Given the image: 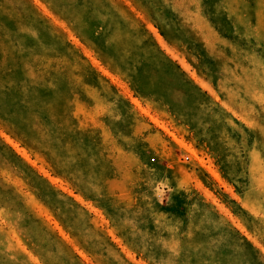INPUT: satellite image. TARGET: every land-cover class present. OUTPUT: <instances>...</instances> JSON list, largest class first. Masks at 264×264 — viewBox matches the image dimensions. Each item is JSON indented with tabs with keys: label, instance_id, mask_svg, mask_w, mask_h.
<instances>
[{
	"label": "rangeland",
	"instance_id": "1",
	"mask_svg": "<svg viewBox=\"0 0 264 264\" xmlns=\"http://www.w3.org/2000/svg\"><path fill=\"white\" fill-rule=\"evenodd\" d=\"M0 264H264V0H0Z\"/></svg>",
	"mask_w": 264,
	"mask_h": 264
},
{
	"label": "crops",
	"instance_id": "2",
	"mask_svg": "<svg viewBox=\"0 0 264 264\" xmlns=\"http://www.w3.org/2000/svg\"><path fill=\"white\" fill-rule=\"evenodd\" d=\"M146 27H148V22ZM149 35L154 40L158 57L154 58L152 56L151 58H148V56H145L146 51L140 46V50H143L145 53L142 58L138 56V58L131 63L129 68L123 71L113 69V72L123 80L131 91L141 100L143 105L151 108L156 113H163L166 117H170L174 110L170 103L164 102L160 99V96L162 95L160 71L162 68H168L170 71H176L178 75H183L186 79L188 78L193 84H195L197 81L192 76V70H195V67L184 51L175 47L166 39L163 44L156 39L153 32ZM137 43H140L141 45V41H137ZM148 60V63L152 65L150 70L140 67L143 62H147ZM139 81L150 82L147 91L140 86ZM157 105L159 108L155 107Z\"/></svg>",
	"mask_w": 264,
	"mask_h": 264
},
{
	"label": "bare ground",
	"instance_id": "3",
	"mask_svg": "<svg viewBox=\"0 0 264 264\" xmlns=\"http://www.w3.org/2000/svg\"><path fill=\"white\" fill-rule=\"evenodd\" d=\"M137 100V99H136ZM136 102V101H135ZM178 140V139H177Z\"/></svg>",
	"mask_w": 264,
	"mask_h": 264
}]
</instances>
